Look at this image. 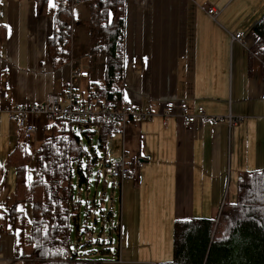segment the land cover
Masks as SVG:
<instances>
[{
    "label": "crops",
    "instance_id": "1",
    "mask_svg": "<svg viewBox=\"0 0 264 264\" xmlns=\"http://www.w3.org/2000/svg\"><path fill=\"white\" fill-rule=\"evenodd\" d=\"M71 9L69 58L55 67L45 47L52 33L49 1L40 15L34 0H0V109L41 102L67 84L84 102L89 87L102 81L103 57L88 54L86 6ZM263 11L264 0H125L123 104L156 112L164 101L182 98L187 114L201 107L208 118L188 126L177 116L129 119L92 151L98 167L122 157L140 162L135 177L106 176L113 205L118 189V221L109 222L120 264L169 260L174 219H215L239 174L264 167V64L249 56L251 26ZM237 33L240 39L232 40ZM228 117L237 120L230 127ZM31 121L34 132L26 140L15 122L0 116V264H29L20 256L21 231L5 222L3 201L12 179L5 155L21 141L32 155L50 134L45 116ZM91 129L87 140H97ZM106 190L104 184L103 196Z\"/></svg>",
    "mask_w": 264,
    "mask_h": 264
},
{
    "label": "trees",
    "instance_id": "2",
    "mask_svg": "<svg viewBox=\"0 0 264 264\" xmlns=\"http://www.w3.org/2000/svg\"><path fill=\"white\" fill-rule=\"evenodd\" d=\"M48 1L34 0L38 14L45 12ZM52 2V33L45 40L50 61L62 65L68 60L71 7L83 3L87 12L88 54L103 57L102 81L89 87L88 100L111 108L121 107L125 0ZM251 31L255 41L249 56L264 64V11ZM4 37L5 27L0 24V40ZM48 120L50 134L37 144L32 155L26 152L23 141L5 155V166L12 174L11 188L3 201L5 222L12 231H21L20 256L29 264H102L100 259H90L84 253L72 251L69 258L66 256L71 250L70 229L76 236L79 234L80 202L70 198L72 174L75 171L77 186L86 183L89 165L99 159L92 151L88 156L81 137L88 139L95 132L91 129L94 126L101 146L116 123L77 122L68 117ZM0 232H4L1 225ZM155 264H264V167L239 174L233 192L225 197L215 219H174L171 257Z\"/></svg>",
    "mask_w": 264,
    "mask_h": 264
},
{
    "label": "built area",
    "instance_id": "3",
    "mask_svg": "<svg viewBox=\"0 0 264 264\" xmlns=\"http://www.w3.org/2000/svg\"><path fill=\"white\" fill-rule=\"evenodd\" d=\"M207 12L213 17L211 9ZM241 35L240 33L234 34L231 36V39L239 40ZM86 73V71H78L80 76H85ZM38 115L45 116L47 119L68 117L77 122L102 120L116 124H123L129 119L138 122L154 116H177L181 119L184 126H188L196 120L203 121L208 118L200 107H198V113L187 114V104L182 98L164 101L163 108L156 112L152 111L150 106L140 111L130 103L123 104L119 108H111L104 104H95L93 100L79 102L73 93L72 86L69 84L64 86L59 92L46 94L40 103L15 105L0 109V116L15 122L16 127L21 131L25 139H29L34 132V124L31 118ZM212 119L214 120L215 118ZM236 121V119L228 117L227 126L230 127ZM139 163L138 161L128 164L124 157H122L118 160L101 161L99 169L108 178L122 180L128 177H135ZM71 255L72 250H68L66 256L69 258Z\"/></svg>",
    "mask_w": 264,
    "mask_h": 264
},
{
    "label": "rangeland",
    "instance_id": "4",
    "mask_svg": "<svg viewBox=\"0 0 264 264\" xmlns=\"http://www.w3.org/2000/svg\"><path fill=\"white\" fill-rule=\"evenodd\" d=\"M51 63L55 67L63 65L58 62ZM81 138L82 146L88 156H90L91 151L98 152V142L95 138H90L89 141L84 137ZM85 160V155H83L81 159L82 168L85 167ZM97 161L89 165V176L86 183L77 186L75 171L72 174V193L74 199L77 198L80 201L77 220L79 234L76 236L74 230L70 229L69 247L71 250L77 249L79 253H84L90 259H100L102 264H120L121 261H116L114 253L118 244V236L111 226V222H109L112 218L114 225L118 221V189L116 188L113 205L110 200L109 189L111 182L99 170ZM104 184L107 190L103 196L102 186ZM26 215L28 217V210H26ZM129 253L130 250L128 249L127 254Z\"/></svg>",
    "mask_w": 264,
    "mask_h": 264
},
{
    "label": "snow or ice",
    "instance_id": "5",
    "mask_svg": "<svg viewBox=\"0 0 264 264\" xmlns=\"http://www.w3.org/2000/svg\"><path fill=\"white\" fill-rule=\"evenodd\" d=\"M49 7H52V8L55 7V4L52 2V0H49Z\"/></svg>",
    "mask_w": 264,
    "mask_h": 264
},
{
    "label": "bare ground",
    "instance_id": "6",
    "mask_svg": "<svg viewBox=\"0 0 264 264\" xmlns=\"http://www.w3.org/2000/svg\"><path fill=\"white\" fill-rule=\"evenodd\" d=\"M126 104H128V103H126ZM201 108V107H200ZM138 109V108H137ZM140 111H142L141 109H139ZM201 110H202V108H201ZM202 112H203V110H202ZM197 113H198V107H197ZM181 120V119H180Z\"/></svg>",
    "mask_w": 264,
    "mask_h": 264
},
{
    "label": "water",
    "instance_id": "7",
    "mask_svg": "<svg viewBox=\"0 0 264 264\" xmlns=\"http://www.w3.org/2000/svg\"><path fill=\"white\" fill-rule=\"evenodd\" d=\"M70 198H72V196H70Z\"/></svg>",
    "mask_w": 264,
    "mask_h": 264
}]
</instances>
